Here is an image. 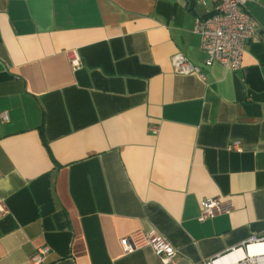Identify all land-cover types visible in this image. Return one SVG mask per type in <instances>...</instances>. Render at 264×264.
Returning a JSON list of instances; mask_svg holds the SVG:
<instances>
[{"label":"crops","instance_id":"0c3cea01","mask_svg":"<svg viewBox=\"0 0 264 264\" xmlns=\"http://www.w3.org/2000/svg\"><path fill=\"white\" fill-rule=\"evenodd\" d=\"M245 8L233 71L204 63L194 0H0V264L44 246V264H162L122 250L136 230L175 264L264 237V8ZM176 53L205 78L176 73ZM203 197L233 210L199 222Z\"/></svg>","mask_w":264,"mask_h":264},{"label":"built area","instance_id":"2783aa9c","mask_svg":"<svg viewBox=\"0 0 264 264\" xmlns=\"http://www.w3.org/2000/svg\"><path fill=\"white\" fill-rule=\"evenodd\" d=\"M196 4L209 7L204 15H197L193 26V32L200 37V47L205 55L204 63L210 65L218 62L223 66L235 71L242 63L244 48L255 34V21L245 8L247 2H254L264 8L262 0H194ZM72 69L80 65V58L76 51L71 50L67 54ZM171 65L176 73H195L201 79L204 74L199 66L191 63L188 58L176 53L171 58ZM4 119V113H0ZM156 126L152 130L156 131ZM228 149L240 151L241 143L234 140L228 145ZM233 210V204L228 199L217 197H203L200 200V210L197 221L202 222L217 214H229ZM4 213V207L0 202V214ZM264 237L253 236L248 241L232 248L228 253L196 264H216L220 258L230 254L234 250H242L243 257L224 264H264V255L250 256L247 247L250 243L263 242ZM124 252H131L143 246H149L158 256L162 264H175L178 251L170 241L159 234L151 231L136 230L119 240ZM49 248L39 247L28 256L30 264H44Z\"/></svg>","mask_w":264,"mask_h":264},{"label":"bare ground","instance_id":"6f19581e","mask_svg":"<svg viewBox=\"0 0 264 264\" xmlns=\"http://www.w3.org/2000/svg\"><path fill=\"white\" fill-rule=\"evenodd\" d=\"M247 253L250 256L253 255H264V241L263 242H255L250 243L247 247ZM244 252L242 250H234L230 254L220 258L218 261H216V264H224L229 261H235L238 258L243 257Z\"/></svg>","mask_w":264,"mask_h":264}]
</instances>
